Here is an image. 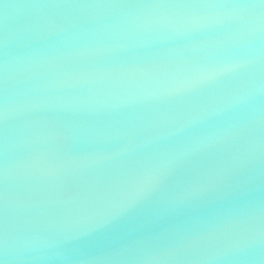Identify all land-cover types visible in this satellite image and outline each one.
<instances>
[{"label": "water", "instance_id": "95a60500", "mask_svg": "<svg viewBox=\"0 0 264 264\" xmlns=\"http://www.w3.org/2000/svg\"><path fill=\"white\" fill-rule=\"evenodd\" d=\"M0 264H264L261 0H0Z\"/></svg>", "mask_w": 264, "mask_h": 264}, {"label": "snow or ice", "instance_id": "6c2138e0", "mask_svg": "<svg viewBox=\"0 0 264 264\" xmlns=\"http://www.w3.org/2000/svg\"><path fill=\"white\" fill-rule=\"evenodd\" d=\"M261 3L264 4V0H261ZM175 6L176 7H217L219 5H175ZM231 70H232L231 68H222V69H218L215 71L202 73L195 79L192 86L195 87L198 84L208 82L216 78L217 76L223 75ZM3 200H4V207L6 210L7 208V189L6 188H5ZM166 256L168 257L169 260H180L184 256V249L174 250L173 252L168 253Z\"/></svg>", "mask_w": 264, "mask_h": 264}]
</instances>
